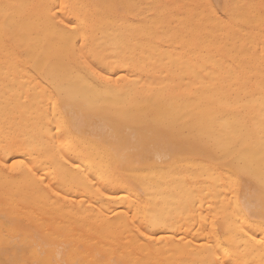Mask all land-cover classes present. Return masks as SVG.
<instances>
[{"label": "bare ground", "instance_id": "obj_1", "mask_svg": "<svg viewBox=\"0 0 264 264\" xmlns=\"http://www.w3.org/2000/svg\"><path fill=\"white\" fill-rule=\"evenodd\" d=\"M4 1L5 0H3V2ZM9 1L10 0L5 1L4 3L7 2L8 5ZM19 1L16 2L17 4L15 3L11 5V10L10 12L8 11L9 13L6 12V14H9H7V16H10V20L8 17V19H5L9 22L6 23L5 21L3 22L4 24L0 25V41L1 38L8 39V43L0 44V157H3L5 155V150L7 148L12 146L19 147L20 151L14 153L15 158H25L26 162L31 161V164L36 165V167L40 169V174L47 176L48 179L45 181V183L48 184V187L39 184V182L36 181L34 177H31V174L27 172V169H24L23 173L6 172L0 169V197L2 199V203H4L3 205L7 207L6 210L10 211L9 213H7L6 210H1V212L4 214L3 216L5 222L0 221V226H5V224L10 225L14 228L15 231H20L22 235V237L18 241L13 242L11 240L2 241L5 237H0V242L5 244L6 248L10 250L14 255L20 256L24 255L25 253H29L28 255H31L32 259L41 258L45 261L54 260V253L56 252L55 248L44 251V253L41 252L44 255L38 252L37 257L33 256L31 248L27 243H25V241H32L31 239H33L34 235L28 232L27 228H34L41 232V237L54 233L63 234L65 236L63 244L67 246L65 260H78L80 264H209V262L215 260L216 255H220L221 259H224L225 257L223 253L228 249L231 250L229 253L230 258L239 259L241 261V264H264V248H261L260 245L256 244L255 240L248 241V237H243L242 240L232 243L224 235V233L231 227L233 231H236L237 235L243 236V233L238 231V228L240 226H243L245 230H247L248 228H252L256 233L257 238H259L261 235H264V233H262L260 229V225L264 223V221L261 220V205L262 203H264V200H262L261 197L259 184L256 181L245 182L251 184L257 190V199L259 202L255 208L245 206L242 202H240L239 199L236 198L235 192L231 190L232 188H236L245 183L237 184L235 180L230 178L229 173L235 172L236 165H233L231 159H229L228 157L222 158V153L224 152H228L229 157H231L237 150H240V145L237 144L235 140L232 144H228V142V145L220 146H212L214 144L210 146L209 143L211 142H208L209 146L194 145L192 144L189 136L192 135L193 132L188 136H185L186 133L184 134V130L186 128V124L188 122V117L190 116V114H201L202 116L205 112H207V109L210 110L211 107L210 105L209 107L205 103L210 100L212 101V99L215 101L217 100V98L220 99V103H213H217L216 106L218 108L216 106L214 107L211 101L208 102L212 104V107H214L216 110L215 111L214 108L211 107L213 109L212 112H214L212 114H214V116H218L217 111L218 113H221L222 111L226 112V109L231 107L230 114L232 115L229 116L231 121H233V118L231 119V116L234 117V122L232 123L230 120H228L229 117L224 116L225 119H227L223 120L224 117L220 118L218 116L221 119L220 122L222 120L223 121L220 123L219 120L217 121V117L215 122L211 121L209 124L207 123L208 126H210L211 123L215 124L217 122L218 124H222H219L220 127L224 126V131H222V133H225V128H232V132L242 130L246 134L247 138L252 134L249 128L251 129L253 127L254 122H252V127H249V119L251 117H254L253 115L256 109L257 112H263L264 109H262L261 104H256L258 102L264 104V91H258V89L261 90L260 86L264 87V84H262V82L264 81V77L260 75V73H262L263 71L258 70L260 68L261 70H264V62L260 61L263 64V66H260V63L258 61L257 63H259V68L257 69H255L256 67L253 68V66L258 65L256 64V62H254L255 65H252L253 60H251V65L249 63L252 71L254 70L255 74L258 72L257 75L254 74L253 76H256V78L258 76H262V79L260 78L261 80L259 79L260 81L258 82L260 83V85H258V83L255 84L258 79H256L255 82V79H253L252 82V78L254 77H252L251 75L254 72L248 71L250 68L247 69L246 66H244L246 68L242 66L244 70H240L239 65H243L240 62L245 60L244 58L246 57V53L249 49H246L245 46L248 45L249 47L250 45V49H252L253 47L255 50V48L257 47L256 43H258L257 45L259 46V43L262 40L261 38L264 32L262 35L261 33L264 30L261 31L260 29L256 28L260 27L257 26V23L260 21L254 23L256 29L255 32H257V30H260L261 32V38H259L261 39L260 42L258 40V37L260 36H258L257 38L252 37L253 39L251 38V36L254 34H256L257 36V33L259 32L255 33L251 30L250 32L252 35L249 37L248 33L247 36L244 34L246 36H243L245 37V39H242L239 36L241 40L237 38L238 40H235V42H242V40L247 41V44L245 43L246 45L244 44V42L242 43V45H239V48L241 49L243 47L242 50L245 48V51L240 50L241 52L239 51V54L236 56L235 53H238V47H236V49L232 44L234 49H236V52H234L233 49V53H231V55L233 54L232 56H234L235 54L237 58L240 53H244L242 54L243 56L240 55L241 58L239 57V59L242 60L239 61L238 65H236V60L233 57L235 61L232 60V62H235L234 64L238 67V69H233L232 72L231 67H228V65L227 67L225 66V69H229V71H231L232 73L227 72V70H223L222 72H225L224 74L231 73L232 76H227L226 74V77H223L222 74H219L220 72L218 73L216 69L219 68L220 70L223 66H221V68L220 66H216L219 65L218 63L220 62H216L215 58H217V56L213 58L217 54L216 51L218 50V48L217 50H214L216 49V46L218 47V45L215 46V38L218 37H216L215 35L214 38L213 36L215 42H213L214 40L212 42L214 43V45L212 44L213 47H209L207 44L208 42H210L208 40L209 38L207 39V37L205 36V39L203 36L206 43H200L203 45L206 44L208 46V49L213 48L212 51H215V53H212L211 55V53H209L210 50H207V52H205L204 54L200 52V54H198V56L201 55L199 63L198 56L194 54V51L193 54L197 57L198 60L193 61L196 63L198 62L199 66L201 67L197 66L198 63L196 64V66L193 65L195 63H193L192 60V62L190 61V57H188L189 50L187 51V34L189 33L191 35L192 32L193 35L194 33L193 31H188V28L190 27H188V0H169L168 8L166 9L164 18H159V16V19L157 20L159 28L157 31L159 32V34L162 33L161 35L163 37L161 38V35H158L160 36V39H162V42L165 38L164 41L166 43V47H164L165 49L161 47V56H159L158 54L157 58H154V55L156 56V53H151L153 55V58L151 57L152 55L149 54L150 52H152L151 49H154L153 51L156 50V52H159L157 51V49L159 50L160 47L157 48L152 44L151 47H149V43L147 47H149L148 50L150 51L147 50V55H145L147 56V60H144L147 61V64L145 66L147 68H145L143 66L145 63H143V61L141 62V60H143L141 56H143V58L145 59V53L141 54V51H138L139 54H137V52L135 53L138 56L141 54L140 63H143V65L139 64V60L136 59L138 61L137 66H143L146 73L149 69H151V65H153L151 71H149L153 73L154 71H156V69H158L157 67H159L157 72L159 74L161 72V67L164 68L165 64V66H167L168 68L165 67L166 69H164L163 73L161 72L162 74H159V77L161 78L159 79L158 77H155L156 75L154 73L156 72H154L153 74L151 73L152 78H148L152 81V79L155 77V81L150 82L149 80V82H146L148 81V79L146 80L145 78L146 75L150 74L149 72V74H146L145 78H143L144 80H146L145 82L135 81L140 78H138V76L144 75L143 73L145 72L142 70L143 73L141 72V75H139L140 73L138 74L134 71L138 76L136 75L137 78L135 77V80L133 82L132 80L134 79L135 75H131L133 76V78H130L132 79L130 80L131 82L121 81L124 77V74L125 76L127 74L129 76V72L126 71L127 69L130 70L129 66L131 64H129V66L127 65V69L126 71H124V73H121L124 69V63H122L123 59H120L122 56L119 57V54L122 51H118L117 49L116 51H118V53L113 52L115 50L112 48V45L116 42L114 40H116L115 35L117 32V30L116 32H114L115 29L113 28L112 30L115 33V35L113 34L114 36H112L111 33V37L109 35L110 38H108V35L105 34L107 40L109 39V43L110 39L114 38V43L111 42L112 44H109L112 48V52H110V50H95L92 49L93 47L89 48V51H86V53L91 58L90 63H93L97 67L98 71L99 69H104L103 74L111 77V81L109 82L108 80L102 79L100 76L84 68L82 64L77 62V57H72L76 59V62L74 63H72L71 61L64 62L63 59L57 60L52 58V56L56 54L62 55L66 52L64 39L62 38L58 30L52 28L51 14L48 10L49 5L61 0H39L38 2L35 1V3H29L25 0H22L23 2L21 0ZM148 1L150 2L151 0ZM153 1L155 2V0H152V2ZM197 1H199L198 4L200 5L201 0ZM250 1L254 2V0ZM12 2L13 0L10 1V3ZM61 2L70 6L68 11L64 13V17L66 19H74L77 16L81 17V19H84L87 17L89 18V15L93 14L92 12L94 7L92 5L79 6V3L77 4L76 0H74V2L72 0H62ZM142 2H145V0H142ZM202 2L205 3V0ZM229 2H231V4L233 3L232 0H230ZM236 2L238 3V1ZM147 3H143L145 4L144 7L147 5ZM247 3L249 2H246V4ZM260 3H262V1H260ZM127 4H129V2ZM163 4L164 3H162V5ZM191 4L193 6V3ZM195 4L197 5L195 6V8L197 7L195 9L196 11L197 9H202V7H199L197 3H194V5ZM262 4H264V1ZM247 5H245V9ZM255 5L256 4L251 5L250 3V8L249 6L247 7L249 8V10H251V7L255 9ZM148 6L146 7L148 8ZM200 6H202V4ZM0 7V14L2 12H5V7L10 8L9 5L5 6L4 8H2L3 6ZM136 7L134 6L133 9ZM163 7H161V9ZM207 7H209V5ZM260 7H262L260 9L263 10V6H261V4ZM141 8H143V5ZM147 8H145L144 11H146ZM210 8L212 9L211 6ZM147 10L149 11V9ZM203 10L204 9H202V11ZM188 11L194 10H191L190 8L188 9ZM197 12L194 11V14L191 13V15L193 14L192 17L196 16L193 17L194 19L190 16L192 18V21H195V18H197L201 14L198 13L197 16ZM154 13L155 11L153 12V14ZM246 13H249L250 15L254 14L250 11ZM206 14L203 16L200 15V17H208L209 15L207 14L206 16ZM142 15L143 14L139 16ZM156 15L158 14H155V16ZM215 16L218 17V14H215ZM255 16H257V13ZM1 17L2 16H0V18ZM4 17H6V15H3V18ZM238 17L234 18L233 16L235 20L237 19L241 21V16L238 15ZM251 17L250 19L254 22V17L253 19ZM3 18H1V20ZM155 18L157 19V17ZM261 18L263 19V22V16L260 17V20ZM235 20H232V23ZM125 21L128 22L127 20ZM199 21H197L196 19V23L198 25L201 23H198ZM143 22L144 20L141 22V26ZM150 23L146 24L150 25ZM153 23H155V21ZM220 23L221 25L219 23L218 24L222 27V24L224 22ZM192 24L195 25L194 22ZM247 24H250L252 26L253 23L251 24L250 22H247ZM258 24L261 25V23ZM128 25L129 24H127V26ZM153 25L155 24H152L150 26ZM201 25H203V23H201ZM236 25L235 27H237ZM217 26L213 27L216 28ZM133 27L136 28L134 25ZM229 27H227V30ZM200 28L202 29L201 26ZM89 29L95 30V27H90ZM137 29H141V27ZM211 29L212 28H210V30H207V35H209L208 33H210V31L211 33L213 32L214 29ZM224 29L221 30L224 31ZM240 29L242 30L243 27ZM249 29L250 27L248 28V30ZM134 30L132 32H134ZM219 30L220 29L217 28V31ZM237 30L242 34L241 30ZM102 31L99 32L98 35L100 33L102 34ZM109 31L106 33L111 32ZM118 31L122 32L124 30L121 29ZM137 31L141 30H136V32ZM195 31V35L197 34V36L200 37L201 40H203L200 35L204 32V30H198L202 31L201 33H199L197 30ZM217 31H215L216 34L218 33ZM238 31L235 30L233 31V33L230 31V33L234 35V32L236 33ZM91 32H93V30ZM198 33L200 35H198ZM101 34L99 37L102 36ZM141 34L143 35L142 37L145 36V32H141L140 35ZM204 34L205 32L203 33V35ZM214 34L215 33L213 32V35ZM118 35H121V33ZM232 35L229 36L231 37ZM92 36L93 34L91 35V37ZM151 36L148 37L151 38ZM230 37H228V42V38L224 36V39H226L227 43L231 42ZM117 38L119 39L120 37ZM154 38L156 37L154 36ZM254 38L257 39V42H255L256 40ZM118 39L116 42L118 47L115 45L117 48L120 49L121 46L127 45H119L121 41L119 42ZM211 39L212 37L210 38V40ZM224 39L222 40L224 41ZM143 40V42H147L145 38ZM151 40L153 41L154 39L151 38ZM193 40L195 42L197 39L193 38ZM222 40L219 41L221 42ZM101 42H98V44ZM122 42L126 41L123 40ZM136 42L137 40L134 41L133 37V44H135ZM140 42L139 44H135L136 47L134 48H138L137 45L141 47ZM252 42H255L254 46L252 45ZM107 43H105L106 47L108 46ZM130 43H132V41ZM197 43L196 45H198ZM201 44L198 45L199 49L203 46H201ZM224 45H226L225 42L222 46L220 44L219 47L227 50L228 48H226V46ZM236 45L238 46L237 43H235V46ZM223 46L225 48H223ZM227 46L229 47L230 44ZM260 46L257 48H260L259 50L261 51L262 47ZM142 47H144V45ZM147 47L145 46V48ZM126 48L128 49L129 47L125 46L124 49ZM131 48L132 47L130 46V49ZM134 48L133 51L135 50ZM203 48L200 51H203ZM205 48L207 49V47ZM126 50H124V53ZM259 50L255 51L257 52ZM262 50L264 52V49ZM129 51L130 50H127L126 52ZM131 51L130 53L133 54V51ZM144 51L146 50L144 49ZM230 51L231 50L226 52L229 53ZM77 53H79V51H77ZM250 53L248 54H253L252 56L255 55L256 57L258 56V54L256 53V55L253 50ZM148 54L150 55L149 59ZM259 54L261 53L259 52ZM263 54L259 55L257 58L254 56V61L256 59H262L263 61ZM125 55L123 54V56ZM204 55L205 57H203ZM206 55H210V57L213 56L211 57L213 61L209 57L208 60L206 59V62L204 63L201 58H206ZM14 56L17 58L15 59ZM79 56L80 54L78 55V57ZM229 56L230 54L225 57L228 58ZM194 57L192 59H195ZM248 58H250V56H247V59ZM64 59L66 60L65 56ZM247 59L245 60L246 62L244 61L245 63L250 61L249 59V61H247ZM129 60L133 59H128V61ZM152 60H154L156 64H161L162 66L157 65L156 69L153 70L156 64ZM219 60L221 59L219 58L218 61ZM207 61L211 63L209 64ZM214 61L216 63H214L216 70H213V68L212 71H216L217 74L216 72L213 73L208 70H211L210 67H213ZM187 62L190 65L188 64L189 66L186 70ZM129 63H131V61ZM134 64L135 63H133V65ZM207 64L210 67L207 69V71H205ZM234 64L232 67H234ZM246 65L248 66V64ZM195 68L196 71L194 70ZM138 69L139 68L137 67V70ZM246 69L247 71H245ZM183 70L186 71L183 72ZM202 71H205V74ZM164 72H167V75H163ZM208 72H211V75H207ZM131 73L134 74L133 71ZM250 73L252 74L250 75ZM187 74H189L190 76ZM121 75H123L122 78L120 77ZM195 76H197L198 78L195 79ZM183 77H185L186 80H184ZM207 77L210 78V80H214V82L218 79L219 80L213 84V81L209 83L210 81L207 80ZM214 77L218 78L215 80ZM124 78L128 79V77ZM191 78L193 81L190 80ZM204 78L207 80L205 81V83ZM194 79L197 80L196 84L194 82ZM188 82H190L191 84H189ZM192 83L195 84L193 86L194 89H192V86H190L192 85ZM69 89L74 90L79 95V101L71 105H68L62 99L64 92ZM263 89L264 88H262V90ZM207 98H210V100L207 101ZM217 101L219 102V100ZM194 102L199 105V110H205V112L201 113V111H198L200 113H197V110L192 111V108H198L195 107L194 104V107H192V103ZM227 104H230L231 106L229 105L228 107ZM53 105H55V107H53ZM257 106H259V108L261 107L260 110H258ZM206 107L209 108L206 109ZM75 110H81L85 112L87 114L86 117L88 118V121H90L91 123L94 124L96 122H99L102 126L109 127L112 132L119 134L121 136L119 142L114 143L108 140V135L106 134H98L97 136H94L88 133L74 118V113L76 112ZM191 112L196 113L193 114ZM209 112H207L209 115L205 113L207 117L211 115V111ZM227 112H229V110ZM205 114L204 116L206 117ZM261 115H263V113H261ZM261 115L259 113L258 117ZM201 116L200 118L203 120V116ZM212 117L208 119L212 120ZM257 120L260 121V123L262 120L264 122V118L261 120L258 118ZM227 121L229 122L228 124L231 127L227 126ZM232 124H234V127L232 126ZM248 124L249 126H247ZM208 126L206 125L204 128L206 129V127ZM260 126L254 127H257L258 129L263 125L261 127ZM254 127L253 131H256ZM57 128H60L61 132H58ZM162 128L168 130V135L164 143L157 145L153 136L154 133ZM215 129L217 128L215 127ZM262 130H264V128ZM227 131L226 133L230 134L229 129ZM218 134L219 132L217 133V135ZM219 135L218 137H221ZM231 135L229 137L231 139L232 137L233 139H235L234 135H232V137ZM224 136L222 137L224 138ZM222 137L221 139L223 140ZM195 139H198L197 136ZM212 141L214 143L213 139ZM223 141H225V139ZM141 143L148 144L150 145V147H144L141 151H130V149L139 146ZM250 143L251 141L249 142L247 139V148L242 159L247 164L249 171L254 176L258 177L261 174L262 166H264V149H262V145L254 147ZM163 152L168 156V158H165L166 160L161 159V155L163 154ZM61 155H64L65 158L71 156L73 159L77 160V162L81 164V168L83 170L82 173L77 172V170L72 169L68 166L61 167V165L63 164V161L60 160ZM159 161L163 163V166L160 168L158 166ZM85 177H94L96 181V187H100L102 191L107 189V191H105V194L101 196L96 191V187H93L91 184H89L88 180L85 179ZM53 185H55V187H53ZM230 190L233 191L234 194H232L233 192L231 193ZM229 192L232 195L228 194ZM56 193L59 194L57 195ZM228 196H232L233 204L231 203L232 201L230 202L228 200L230 198ZM52 199H54L55 202L52 201ZM60 199L64 200L66 204L59 205V201L57 200ZM76 199H79V202L81 204L85 203V205H83L82 207L73 205L72 203L75 202ZM27 200H32L34 202L30 201V203ZM50 200L52 202H50ZM56 201L58 203H56ZM25 204L27 205L24 206ZM28 204H31V206H33L32 204H34V207L30 208V205ZM228 204L231 205L230 207H227V209L229 208V210H227L228 220L237 221L236 224L230 225L229 223H227L225 220V213L218 211L219 209L228 206ZM17 205H19L20 207L24 206L23 208H29L26 210H23L22 208L21 210ZM14 206L16 208L18 207L20 210H16ZM154 220L158 221L161 225H166V227H153L152 222ZM145 227L148 228V233H146L145 236H141L136 229L140 228L141 230H143V228ZM25 231L27 233H25ZM148 234H153L158 239H147ZM161 237L163 238L162 240L159 239ZM44 239H46V237ZM54 240L56 241V239ZM245 241H248V243L245 244ZM209 244H211L214 248L219 246V251L216 253L208 252L206 246Z\"/></svg>", "mask_w": 264, "mask_h": 264}, {"label": "rangeland", "instance_id": "obj_2", "mask_svg": "<svg viewBox=\"0 0 264 264\" xmlns=\"http://www.w3.org/2000/svg\"><path fill=\"white\" fill-rule=\"evenodd\" d=\"M5 1H8V0H5ZM5 1H4V2H5ZM10 1H12V0H10ZM10 1L8 2V3H9L8 5L10 6V8H9V7L6 8L5 6H8V5H7V2L4 3L3 0H2V1L0 0V4H1L0 6H3L2 8H4V7L6 8V9L4 8V11H5V12H2V13H3V14L1 13L2 15L0 14V16H2L1 18H3V15H4V16L6 15V17H4L2 20H1V18H0V25H1V24H4L3 22H5L6 19H8V18H9V20H10V16L8 17L7 14H8V13L10 12V10H11V5L15 4V3H16L17 1H19V0H17V1H16V0L14 1V0H13L14 3H13V2L10 3ZM21 1H22V0H21ZM25 1H26V2L28 1L29 3H35V1L38 2L39 0H32V1H30V0H25ZM56 1H58V0H56ZM61 1H62V0H61ZM61 1H58V2H56V3L59 4V3H61ZM70 1H71V0H70ZM72 1L74 2V0H72ZM131 1H132V2H131ZM134 1H135V3H134ZM143 1H144V0H143ZM160 1H161L162 3H164L165 5H164V4L162 5V3H161ZM163 1H164V2H163ZM163 1H162V0H155V2H154V1L152 2V0H151V1L149 2L148 0H145V2H142V0H137V1H136V0H76V3H77V4L79 3V4H78L79 6L92 5V6L94 7V8H93V12H92L93 14L89 15V16H90L89 18H91V16H92V17H95V15H96L94 24L90 25V26L87 28V43H88V44H87V48L85 49V52H86V51H89V50H90L89 48H92V47H93L92 49H95V50H98V49H100L99 51H103V50H104V51H108V50H110V52H112V48H113V49L115 50V51H113V52H116V53H118V51L121 50L122 52H121L120 54L123 53L124 55H125V54L127 55V56L125 55V56H126V57H125V56H123V54H122V55L119 54V57L122 56L120 59H121V60L123 59V60H122L123 62H122V61H121V62L124 63L123 66H124V69H125V70L123 69L121 73H124V71H126V69H127V65H128V66H129V64L132 65V66H131V65L129 66V67H130V70L127 69V71H126V72H129V76H130V77H129L128 74L126 73L127 75L125 76V74H124V77H128V79L123 77V79H122L121 81L129 82L130 80H132V79H130V78H131V77L133 78V76H131V75H135V76H134V79L132 80V82H133V81L135 80L136 75H137L136 73H138V74L140 73L139 75H141L142 70L144 71L145 68H147V67H145L146 64H147V61H144V60H147V59H146L147 56H145V55H147L146 52H147V50L149 49V47H151V44H152V45H155L157 48L160 47L159 50L156 48L157 51H159V52H156V50L153 51L154 49H151V48H150V49L152 50V52H150L149 54H151V53H152V54H153V53H156V56L154 55V58H155V57L157 58V55H158V54H159V56H161L160 54H161V52H162V48L166 47V43H165V41H164L165 38L163 39V42H162V39H160V36H159V35H161L162 33L159 34V32L157 31V30L159 29V28H158V23H157L158 21H157V20H158L159 18H164V15H165V13H166V9L168 8V1H169V0H163ZM193 1H194V2H193ZM202 1H204V0H201V1H200V5L202 4V6H200V5L198 4L199 1H197V0H190V1L188 0V2H187V3H188V5H187V6H188V9L191 8V10L193 9L195 12L198 11V12H197V16H198V13H201L200 15H202V16L205 15L206 13L209 15L208 17H200V15H199L198 17H199L200 21H199L198 17L195 18V21H192V18H193V17H196V16H193V17H192V15L194 14V13H193L194 11H188V9H187V12H188V22L190 23V25H189V23H188V27H189V26L191 27V28H190V27L188 28V31H190V32L193 31V32H194V33H193L194 36L192 35V32H191V35H190L189 33L187 34V43H188L187 46L189 47V49H188V47H187V51L189 50V51H188V53H189V56H188V57H190V58H189L190 61H191V60L193 61V60H198V59H199L198 62L200 63V57H201V55L198 56V54H200V52H201L202 54H204L205 52H207V50H210L211 52L209 51V53H211V55H212V53H215V51H212L213 48H209V49H208V46H209V47H210V46L213 47V45H214L213 42H215V40L213 39V36H214V38H215V35H216V37H218V38H215V39H216L215 46L218 45V47H217V46H216V47L214 46V47L216 48V49H214V50H217V48H218V50L216 51L217 54H216L214 57H213V56H211V57L215 58V57L217 56V58H215V60H216V62H220V63H218L219 65H216V66H220V68H221V66H223L222 68H224V69L221 68V69L219 70V68H216V67L214 66V63H215V61H214V62H213V67H212V66L210 67V66L207 64L208 67L206 66V68H205L206 70L204 69L205 71H207V69L210 67L211 70L208 69L209 71L213 72V71H212L213 68H214L213 70H216V69H217V72H218V73L220 72L219 74H222L223 77H226V76H225L226 74H227V76H232L231 73L233 72V69H238V67H237L236 65H238L239 61L242 60V59H239V57L241 58L240 55H242V54H244V53H242V54L240 53V55L237 57L238 59L236 58V56L239 54V51H240V50H241V51H243V50L245 51V48H246V49L249 48V49H248V52H247V53L245 52V53H246V57H245L244 59L246 60V59H247V56H248V57L250 56V58H248L250 61H249L248 59H247V61H249V62H247V63H245V62H246L245 60H244L245 62H244V61H241L240 63H242L243 65L240 64V65H239V66H240L239 69H240V70H242V69L244 70V68H246V67H247V69H249V68L251 69V66H250L251 63H252L251 60H253V64H252V65H255L254 62H256V64H258V65H256V66H253V68H255V67H256L255 69L259 68V63H260V66H263L264 63L262 64L261 62H264V60L262 61V59H260V60H259V59H258V60L256 59V60L254 61V56H255V55H254V56H252L253 54L250 55V54H251L250 52H252V50H253V51L255 52V54H256V53L258 54V56L264 53L263 50H262V49H264V48H263V47H264V44H263V43H264V41H263V40H264V34H263L264 31H262V30H264V21L262 22V20H263L262 18H261V20H260V17L263 16V18H264V11H263V10H264V4H262L264 0H257V2H256V0H254V2L252 1L253 3H252L250 0H249V1L246 0V2H249V3H247L248 5L246 4L245 0H232V2L234 3V5L237 6V7H235L236 9H234L235 12L233 11L234 14H232V18H231L230 21H228V20H224V15L221 14V13H217V12L215 11V8H216L217 5H221L222 3H225V2L231 3V2H229L230 0H229V1H228V0H227V1H226V0H205V3H203ZM206 1H207V2H206ZM222 1H223V2H222ZM236 1H238V3H237ZM241 1H243L244 3L241 2ZM260 1H262V3H260ZM19 2H20V1H19ZM22 2H23V1H22ZM128 2H129V4H127ZM147 2H148V3H147ZM151 2H152V3H151ZM235 2H236V3H235ZM240 2H241V3H240ZM258 2H259V4H258ZM3 3H4V4H3ZM133 3H134V5H133ZM143 3H145V4L147 3L146 6L149 5L148 8H147L146 6L144 7L145 4H143ZM149 3L151 4V6H150ZM189 3H190V4H189ZM191 3H193V6H192ZM194 3H197V4L199 5V7H202V9H204L205 11H204V10L202 11L201 8H200V9H197V11H196L195 9H196L197 7L195 8V6H197V5H196V4L194 5ZM233 3H232V4H233ZM239 3H240V4H239ZM250 3H251V5L256 4L254 7H255V9H256V8H257V9L255 10V9H253V7H251L252 9L249 10V8H250ZM16 4H17V3H16ZM130 4H131L132 6H131ZM207 4L209 5V7H207V6H208ZM244 4L247 5V6H249V8L246 6V9H245V8H244V7H245ZM260 4H261V6H263V10L260 9V8H262V7H260ZM127 5H129V6H127ZM142 5H143V8H141ZM121 6H122V7H121ZM134 6H135V7H136V6H137V7L139 6V7H138V8L136 7V8L133 9ZM163 6H165V7H163ZM210 6L212 7V9L210 8ZM130 7H132V8H130ZM157 7H158V8H157ZM161 7H163V8L161 9ZM199 7H198V8H199ZM0 8H1V7H0ZM95 8H96V9H95ZM129 8H130V9H129ZM145 8L149 9V11H148L147 9H146V11H144ZM155 8H156L157 10H156ZM208 8H210V9H208ZM7 9H8V10H7ZM136 9H137V10H136ZM153 9H154V11H155L154 14H153V12H154ZM206 9H207V10H206ZM94 10H95L96 12H95ZM130 10H131V11H130ZM134 10H135V11H134ZM140 10H141V11H140ZM162 10H163V11H162ZM209 10H210L211 13H213V11H214V13L211 14V13L209 12ZM211 10H213V11H211ZM236 10H237V11H236ZM253 10H254V11H253ZM257 10H258V11H257ZM1 11H2V9H1ZM8 11H9V12H8ZM127 11H128V12H127ZM132 11H133V12H132ZM143 11H144V13H143ZM147 11H148V12H147ZM157 11H158V12H157ZM200 11H201V12H200ZM249 11L252 12V13H254V14L250 15L249 13H246V12H249ZM6 12H8V13L6 14ZM94 12H95V13H94ZM131 12H132L133 14H132ZM141 12H142V13H141ZM160 12H161V13H160ZM204 12H206V13H204ZM208 12H209L210 14H209ZM236 12H237V13H236ZM238 12H239V13H238ZM240 12H241V15H240ZM260 12H261L263 15H262ZM126 13H127V14H126ZM138 13H140V14H138ZM145 13H146V14H145ZM159 13H160V15H159ZM191 13H193V14L191 15ZM256 13H257V16H255ZM123 14H124V15H123ZM141 14H143V15H142V16H139V15H141ZM152 14H153V16H152ZM155 14H158V15L155 16ZM195 14H196V13H195ZM207 14H206V16H207ZM215 14H216V15L218 14V17L215 16ZM8 15H9V14H8ZM133 15H134V16H133ZM211 15H212V18H213L214 20L211 18ZM238 15L241 16V17L243 16L242 18L240 17V20H241V21H239V20H237V19H236V20L234 19V18L238 17ZM253 15H254V16H253ZM107 16H108V17H107ZM138 16H139V17H138ZM151 16H152V17H151ZM159 16H160V17H159ZM161 16H162V17H161ZM190 16H191L192 18H191ZM214 16H215V17H214ZM233 16H234V18H233ZM251 16L254 17V22L250 19ZM259 16H260V17H259ZM7 17H8V18H7ZM106 17H107L108 19H107ZM144 17H145V19H144ZM146 17H147V20H149L151 23H150L149 21L146 20ZM155 17H157V19H156ZM158 17H159V18H158ZM253 17H251V18L253 19ZM256 17H257L258 19H257ZM5 18H6V19H5ZM87 18H88V17H87ZM103 18H104V19H103ZM138 18H139V19H138ZM189 18H190V19H189ZM204 18H205V20H207L208 22L205 21ZM209 18H211V19H209ZM222 18H223V19H222ZM238 18H239V17H238ZM243 18L246 20V22H245V20H244ZM255 18H256V19H255ZM4 19H5V20H4ZM106 19H107V20H106ZM129 19H130V20H129ZM151 19H153V20H151ZM193 19H194V18H193ZM196 19H197V21H199L198 23L201 22V23H203V25L205 24L204 26L201 25V23L199 24V25L202 27V29H201L200 26L196 23ZM216 19H218V20H216ZM109 20H110V21H109ZM115 20H116V21H115ZM117 20H118V21H117ZM125 20H127L128 22H126ZM138 20H139V21H138ZM140 20H141V21H140ZM143 20H144V22H143V24H142V26H141L140 24H141V22H142ZM145 20H146V23H150V25H152V24H155V25L150 26V25H148V24L145 23ZM201 20H202V21H201ZM211 20H212V22H211ZM232 20H235V21L233 22L234 24L232 23ZM100 21H101V22H100ZM102 21H103V22H102ZM107 21H109L110 23L107 22ZM135 21H136V22H135ZM154 21H155V23H153ZM214 21H215V23H214ZM218 21H219V22H218ZM237 21H238L239 23H238ZM251 21H252V22H251ZM258 21H260V22H258ZM1 22H2V23H1ZM8 22H9V21H6V23H8ZM98 22H99V23H98ZM118 22H119V23H118ZM133 22H135V23H133ZM193 22L195 23V25L192 24ZM216 22H217V24H216ZM220 22H222V23L224 22V23L222 24V27H223V28L220 26V25H221ZM226 22H227V24H226ZM230 22H231V23H230ZM235 22H236L237 25L235 24ZM247 22H250L251 24L253 23L252 26H251L250 24H247ZM257 22H258V23H261V25H259ZM6 23H5V24H6ZM101 23H102V25H101ZM124 23H125V24H124ZM126 23L129 24V25L127 26ZM130 23H133V24H130ZM137 23H138V24H137ZM209 23H210L211 26L209 25ZM218 23H219L220 25H219ZM228 23H229V26H230V27L228 26ZM245 23H246V24H245ZM254 23H257V26H260V27H261V28H260V27H256V28L260 29V30L262 31V33L260 32V30H257V32H259V33L255 32L256 29H255V24H254ZM95 24H96V25H95ZM113 24H114L115 26H114ZM122 24H124V25H122ZM135 24H136V25H135ZM207 24H208V25H207ZM215 24H216V25H215ZM243 24H245V25H243ZM262 24H263V25H262ZM100 25H101L102 27H101ZM131 25H132V26H131ZM133 25H134L136 28H134ZM138 25H140V26H138ZM217 25H218V26H217ZM233 25H234V26H233ZM235 25H236L237 27H235ZM108 26H109V27H108ZM110 26H112V27H110ZM125 26H126L127 28H126ZM207 26H208V29H207ZM209 26H210V27H209ZM213 26H217V27L214 28ZM232 26L235 27V28H233ZM238 26H239V28H238ZM241 26L243 27L242 30L240 29V28H242ZM90 27H91V28H94V27H95V30H94V29H89ZM118 27H120V28H118ZM121 27H122V28H121ZM132 27H133L134 29H136V30H141V31H137V32H136V30H134ZM140 27H141V29H137V28H140ZM193 27H195V28H193ZM197 27H198V28H197ZM227 27H229V28H228L229 31L227 30ZM245 27H246V29H245ZM249 27H250V29L248 30ZM251 27H252V29H251ZM262 27H263V28H262ZM113 28L115 29L114 32H116V30H117L116 35H115V33L113 32V30H112ZM117 28H118V29H117ZM129 28H130V29H129ZM149 28H150V29H149ZM151 28H152L154 31H153ZM204 28H205V29H204ZM210 28H212L211 30L214 29V30H213V32L215 33L214 35H213V32L211 33V31H210V33H208L209 35H207V30H210ZM217 28L220 29V30L217 31ZM224 28H225V29H224ZM231 28H232V29H231ZM236 28L239 29V30H241L242 34H241L240 31H238ZM253 28H254L255 30H254ZM100 29H101V30H100ZM102 29H103V31H102ZM121 29L124 30V31H122V32L118 31V30H121ZM126 29H127V30H126ZM191 29H192V30H191ZM194 29L197 30V31H198V30H202V31L204 30V32H205L204 35H203L204 32L200 35L199 33H201L202 31H198V32H199L198 35H200V36L202 37L203 40H201L200 37L197 36V34L195 35L196 31H195ZM206 29H207V30H206ZM215 29H216V30H215ZM221 29H224L225 32H224L223 30H221ZM92 30H93V32H91ZM104 30H106V31H104ZM109 30H110L111 32H110ZM129 30H130V32H129ZM133 30H134V32H135V34H136L137 37L135 36L134 32H132ZM142 30H145V31H142ZM151 30H152V31H151ZM235 30L238 31V32H236V33L234 32V35H235V36H234V35H232V34L230 33V31L233 33V31H235ZM243 30H244V32H245V30H246V32L244 33ZM251 30L254 31L255 33H257V36H256V34H254L253 32H252V33H253L254 35H252L251 32H250ZM101 31H102V34H101V33H100V34H101L103 37H102V36L99 37L100 34L98 35V33L101 32ZM108 31H109L110 33H106V32H108ZM215 31H217L218 33L216 34ZM221 31L223 32V34H222ZM227 31H228V33H227ZM248 31H249L250 33H249ZM89 32H90V34H89ZM119 32L121 33V35H118V34H120ZM123 32H124V33H123ZM128 32H129L130 34H129ZM141 32H145V36H146V37H145V36L142 37L143 35H142V34L140 35ZM149 32H150V33H149ZM220 32H221V33H220ZM91 33L93 34L92 37H91V35H92ZM94 33H95V34H94ZM111 33H112V36H114V35L116 36V37H115L116 40H114V41H116V42H117V39H118L117 37H120V38L118 39L119 42L121 41L120 43L118 42L119 45H120V44H121V45H122V44H123V45L127 44V45H125L126 47H127V46L129 47L128 49L126 48L127 50H130V51H131V49H132V51H133V48L136 47L135 44H139L140 41H142V42H140V44H141L140 46H141V47H139V45H137L139 49H138V48H134V49L137 50V51L134 50V51H133V54L130 53V51H129V52H126L127 50L124 49L125 46H121L122 49H121V47H120V49L117 48L118 46H117L116 42H115V44H113L114 47H113V45H112V48H111L110 45H111L112 43H114V41H113L114 38H113V39H110V43H109V39L107 40V38H106V35H108V38H110V37H111ZM126 33H127V36H126ZM152 33H153V34H152ZM238 33H239L240 35H239ZM247 33L249 34V35H248L249 37L252 35L251 38H252V37H256V38H257L258 36H260V37H258V40H259V42H260V40L262 39L261 42H260V43H261V46H260V43H259V46L262 47V49H261L262 52L259 50L260 48H257V47H259V46L257 45L258 43H256V46H257L256 48H257V49L255 48V50H259V51L256 52V51L254 50L253 47H252V49H250V48H251L250 45H249V47H248V45H246V44H247V43H246L247 41H245V40H244V41L242 40V42H241V41H239V42H238V41L235 42V40H238L237 38H239V40H241V38H242V39H243V38L245 39V37L247 36ZM260 33H261V35L263 34V35H262V38H261ZM103 34H104V35H103ZM105 34H106V35H105ZM113 34H114V35H113ZM124 34H125V35H124ZM128 34H129V35H128ZM147 34H148V35H147ZM156 34H157V35H156ZM158 34H159V35H158ZM210 34H211V35H210ZM236 34H237V35H236ZM244 34H245L246 36H245ZM258 34H259V35H258ZM97 35H98V36H97ZM109 35H110V37H109ZM117 35H118V36H117ZM139 35H140V36H139ZM151 35H152V36H151ZM217 35H218V36H217ZM221 35H222V36H221ZM227 35H228V36H227ZM229 35H232V36L230 37ZM241 35H242V36H241ZM89 36H90V37H89ZM104 36H105V37H104ZM148 36H151V38L154 39V40L152 41L151 38L148 37ZM154 36H155L156 38H154ZM203 36H204V38H205V36L207 37V39L209 38L208 40H209L210 42L207 43L208 46H207L206 44L203 45V44H204L203 42L206 43V41L204 40ZM224 36H226L227 38L230 37V38H231V40H230L231 42H230V43H227V41L229 42V38H228L227 41H226V39H224ZM239 36H240L241 38H240ZM243 36H245V37H243ZM122 37H123V38H122ZM133 37H134V41L137 40V42H136L135 44H133ZM141 37H142V38H141ZM162 37H163V36L161 35V38H162ZM211 37H212V39L210 40ZM219 37H220V39H219ZM232 37H233V38H232ZM235 37H236V38H235ZM7 38H8V37H7ZM88 38L90 39V41H89ZM144 38L147 40V42H143V41H144V40H143ZM149 38H150V39H149ZM188 38H189V39H188ZM193 38H194V39H197L198 41L196 40V41L194 42ZM198 38H199V39H198ZM256 38H254V39L256 40L255 42H257V39H256ZM259 38H261V39H259ZM98 39H99V41H98ZM120 39H121V40H120ZM125 39H126V40H125ZM131 39H132V40H131ZM139 39H140V41H139ZM158 39H159V40H158ZM205 39H206V38H205ZM222 39H224V41H223ZM233 39H234V40H233ZM247 39H248V38H247ZM249 39H250V38H249ZM252 39H253V38H252ZM104 40H105V42H104ZM106 40H107V41H106ZM111 40H112V41H111ZM123 40L126 41L127 43H126V42H122ZM128 40H130V41H128ZM146 40H145V41H146ZM188 40H189V42H188ZM199 40H200V41H199ZM213 40H214V41H213ZM219 40H222V41L220 42ZM2 41H3V42H2ZM97 41H98V42H101V41H102L103 43L101 42V43L98 44ZM131 41H132V43H130ZM149 41H150V42H149ZM191 41H192V42H191ZM212 41H213V42H212ZM232 41H233L234 43H233ZM252 41H253V40H252ZM0 42H1L0 44H6V43H8V39H6V38H1V41H0ZM93 42H94V44H95L96 47L94 46ZM107 42H108V43H107ZM111 42H112V43H111ZM151 42H152V43H151ZM156 42H157V43H156ZM193 42H194V43H193ZM197 42H198V43H197ZM200 42H202L203 44H201ZM224 42H225V44H226V45H224V46H226V48H228L227 50L222 49V47H219V45L221 44V46H222V45L224 44ZM240 42H241V43H240ZM243 42H244V44L246 43L245 45H246L247 47L244 45L245 48L242 50L243 47L240 49V48H239V47H240L239 45H242ZM255 42H252V45H253V46L255 45ZM105 43H107V45H108L107 47H106ZM146 43H147V44H146ZM149 43H150V45H148ZM154 43H155V44H154ZM161 43H162V44H161ZM196 43H197L198 45L201 44V46H202V45H203V46H202V47L200 46L201 48L199 49V47H198V45H196ZM235 43H237L238 46H237V45L235 46ZM248 43H249V42H248ZM250 43H251V40H250ZM91 44H92V45H91ZM96 44H97V45H96ZM109 44H110V45H109ZM142 44L144 45V47H142V46H143ZM212 44H213V45H212ZM229 44H230V46H232V44H233L235 48L238 47V50H237L238 53H235L236 56H235V54H234V56H232L233 54L231 55V53H233V49H234V47L232 46V47H233V48H232V47L229 46V47H230V48H229V47L227 46V45H229ZM262 44H263V46H262ZM115 45H116L117 47H116ZM129 45L132 47L131 49H130V46H129ZM132 45H134V46H132ZM147 45H148L149 47H147ZM89 46H90V47H89ZM101 46H102V47H101ZM103 46H104V48H103ZM145 46H146L147 48H145ZM195 46H196V47H195ZM224 46H223V48H225ZM78 47H79V46H77V49H78ZM161 47H162V48H161ZM190 47H191V48H190ZM193 47H195L196 49L193 48ZM197 47H198V48H197ZM203 47H204V48H203ZM205 47H207V49H206ZM101 48H102V49H101ZM142 48H143V50H142ZM152 48H153V47H152ZM202 48H203V51H204V50H206V51H204V52H203V51H200V50H202ZM219 48H221V49H219ZM117 49H118V51H116ZM140 49H141V50H140ZM144 49H145L146 51H144ZM160 49H161V50H160ZM164 49H165V48H164ZM193 49H194V50H193ZM198 49H199V50H198ZM236 49H237V48H236ZM236 49H234V52H236ZM124 50H126L125 53H124ZM192 50H193V51H192ZM220 50H221V51H220ZM223 50H224V51H223ZM229 50H231L229 53L226 52V51H229ZM250 50H251V51H250ZM132 51H131V52H132ZM138 51H139V52L141 51V54H144V53H145V54H144L145 59L143 58V56H141V54H140L139 56L135 54L136 52H137V54H139ZM142 51H143V53H142ZM148 51H150V50H148ZM194 51H195V52H194ZM198 51H199V53H198ZM241 51H240V52H241ZM249 51H250V52H249ZM163 52H164V50H163ZM193 52H194V54H195L196 56H198V59H197V57L193 54ZM223 52H224V53H223ZM259 52H260L261 54H259ZM190 53H191V54H190ZM209 53H207V54H209ZM220 53H221V54H220ZM225 53H226V55H225ZM248 53H250V54H248ZM61 54H62V52H61ZM79 54H80V53H76L74 56H69V55L66 54V52H65V53H63L62 55H60V54H56V55L52 56V58L57 59V60L63 59L64 62L71 61L72 63H74V62H76V59H77L76 57H78ZM130 54H131V55H130ZM149 54H148V55H149ZM152 54H151V55H152ZM218 54H219V55H218ZM229 54H230L231 57L229 56L230 58H229V57L226 58L225 56H227V55H229ZM257 54H256V55H257ZM59 55H60L61 57H60ZM63 55L66 57V60L64 59V56H63ZM193 55H194L195 57H194ZM222 55H223V56H222ZM130 56H131V57H130ZM134 56H135V57H134ZM140 56L142 57L143 60L140 59ZM192 56H193L195 59H192V58H193ZM206 56H207V57L204 58V59L201 58L202 61H203L204 63L206 62L205 60H206V59L208 60V58L210 57V55H209V56L206 55ZM218 56H219V58L221 59V60H219V61H218V59H219ZM242 56H243V55H242ZM244 56H245V55H244ZM251 56H252L253 58H252ZM258 56H257V57H258ZM262 56L264 57V54H263ZM14 57H15V56H14ZM58 57H59V58H58ZM72 57H75L76 59H74V58H72ZM127 57H128V58H127ZM129 57H130V58H129ZM137 57H138V58H137ZM151 57L153 58V55H152ZM191 57H192V58H191ZM203 57H205V55H204ZM211 57H210V58H211ZM233 57H234V59H235L236 61L233 59ZM255 57H256V56H255ZM257 57H256V58H257ZM16 58H17V57H15V59H16ZM71 58L74 59V60H72ZM126 58H127V59H126ZM134 58H135V60H136V59L139 60V64H142V65H143V63H145V64L143 65L145 68H144L143 66H141V65H138V66H137L138 61H137V60L135 61ZM149 58H150V55L148 56V59H149ZM251 58H252V59H251ZM128 59H133L134 61H133V60H129V61H128ZM189 59H188V60H189ZM211 59H212V58H211ZM223 59H225V60H223ZM126 60H127V62H126ZM140 60H141V62L143 61V63H140ZM150 60H151V59H150ZM222 60H223V61H222ZM232 60H234V61L236 62V65L234 64L235 62H232ZM237 60H238V62H237ZM61 61H62V60H61ZM63 61H62V62H63ZM124 61L126 62V64H125ZM130 61H131V63H129ZM152 61L154 62V60H152ZM190 61H188V62H190ZM192 61H191V62H192ZM210 61H211V60H210ZM212 61H213V59H212ZM258 61H259V63H257ZM260 61H261V62H260ZM188 62H187V64H186V70L188 69L187 67L190 65ZM198 62H197V63H198ZM207 62H208V61H207ZM223 62H225V63H227V64H225V63H223ZM230 62H231V63H230ZM133 63H135V64L133 65ZM149 63H150V62H149ZM154 63H155V62H154ZM154 63H152V64H154ZM193 63H195V64H193V65L196 66L197 63L194 62V61H193ZM199 63L197 64V66H198V67H201V66H199ZM201 63H202V62H201ZM208 63H209V62H208ZM210 63H211V62H210ZM210 63H209V64H210ZM249 63H250V65H249ZM155 64H156V63H155ZM188 64H189V65H188ZM215 64H216V63H215ZM230 64H231V65H230ZM233 64H234V67L236 66L235 68L232 67ZM244 64H245V65H244ZM246 64H248V66H247ZM261 64H262V65H261ZM125 65H126V66H125ZM150 65H151V64H150ZM157 65H158V64H156L155 68L153 67V68H154L153 70L156 69ZM159 65H161V64H159ZM159 65H158V66H159ZM193 65H191V66H193ZM200 65H201V64H200ZM203 65H204V64H203ZM205 65H206V64H205ZM227 65H228V67H231V68H232V69L230 68V69L232 70V72L229 71V69H225V68L227 67ZM133 66H134V67H133ZM136 66L139 68L138 70H137V67H136ZM152 66H153V65H151V67H150L151 69H152ZM161 66H162V65H161ZM161 66H160V67H161ZM225 66H226V67H225ZM242 66H243V67L246 66V67L243 68ZM132 67H133V70H132ZM141 67H142V69H141ZM148 67H149V64H148ZM165 67H167V66H165V64H164V68L161 67L160 70H161L162 73H163L164 69H166ZM204 67H205V66H204ZM204 67H203V68H204ZM157 68L159 69V67H157ZM167 68H168V67H167ZM215 68H216V69H215ZM263 68H264V67H263ZM135 69H136L137 71H139V72H137ZM148 69H149V68H148ZM151 69H149V70L151 71ZM158 69H156V71H154V72L157 73V72H158ZM162 69H163V70H162ZM247 69H246L245 71H247ZM250 69H249L248 71H252V69H251V70H250ZM128 70H129V71H128ZM149 70H148V71L146 70L147 73H146L145 71H144L145 73L142 72V73L144 74V75H143L144 77H143V76H138V75H137L138 78H139V77H140V78H139L138 80H135V81H138V82H139V81H140V82L143 81V82H145V81L148 79V81H146V82H149V80L152 78L151 75L154 73V72H153V73L150 72ZM186 70H183V72L186 71ZM194 70L196 71V68H195ZM197 70H198V69H197ZM218 70H219V71H218ZM223 70H224V71L227 70V72H231V73H226V74H224L225 72L223 73V72H222ZM258 70L263 71L262 73H260V75H262V76L264 77V74H263V73H264V70H263V69L261 70V68L258 69ZM132 71H133L134 74L131 73ZM134 71H135L136 73H135ZM168 71H169V69H168ZM205 71H202V72H204V74H205ZM149 72H150V74H149ZM159 72H160V71H159ZM161 72H160L159 74H162ZM211 72H208L207 75H209ZM214 72H216V71H214ZM214 72H213V73H214ZM217 72H216V74H217ZM252 72H254V70H253ZM151 73H152V74H151ZM156 73H154V74L156 75L155 77H158V78L160 79L161 77H159V74H158V73L156 74ZM168 73H170V72H168ZM186 73H187V72H186ZM194 73H195V72H194ZM213 73H212V74H213ZM257 73H258V72H257ZM257 73H256V74H255V72H254L253 74L250 73V75L252 74L251 76L254 77L253 75H254V74L257 75ZM146 74H149L150 76H149V75H146ZM223 74H224V75H223ZM228 74H229V75H228ZM248 74H249V73H248ZM145 75H146V78H145ZM163 75H167V72H166V73L164 72ZM184 75H185V74H184ZM187 75H189V74H187ZM195 75H196V74H195ZM210 75H211V74H210ZM213 75H214V74H213ZM122 76H123V75H121L120 77L122 78ZM160 76H161V75H160ZM189 76H190V75H189ZM220 76H221V75H220ZM262 76H261V77H262ZM148 77H149L150 79H149ZM153 77H154V76H153ZM155 77L153 78L154 80L152 79V81H155ZM195 77H196V78H195ZM195 77H194L195 79L198 78L197 76H195ZM202 77H203V73H202ZM223 77H222V78H223ZM252 77H251V78H252ZM258 77H259V76H258ZM258 77L256 78V76H255L254 78H252V82H253V79H255L254 82L256 81V79H258V80L256 81V83H255V84H257V83L262 79L261 77H259V78H258ZM136 78H137V77H136ZM143 78H145L146 80H144ZM158 78H157V79H158ZM183 78H184V80H186L185 77H183ZM207 78H208V77H207ZM217 78H218V77H217ZM217 78L214 77L215 80H216ZM260 78H261V79H260ZM126 79H127V81H126ZM195 79H194V82H195V84H196V81H197V80H195ZM211 79H212V77H211ZM259 79H260V80H259ZM188 80H189V79H188ZM190 80H192V78H191ZM198 80H200V79H198ZM202 80H203V79H202ZM202 80H201V81H202ZM207 80L210 81L209 83H211V81H213V84H214V83H216L219 79L216 80L215 82H214V80H210V78H208ZM207 80L204 78V83H205V81H207ZM152 81L150 80V82H152ZM156 81H157V80H156ZM192 81H193V80H192ZM192 81H191V82H192ZM130 82H131V81H130ZM263 82H264V81H263ZM263 82H262V84H264ZM188 83L191 84L190 82H188ZM195 84L192 83V85H190V86H192V89H194L193 86H194ZM213 84H212V85H213ZM255 84H254V85H255ZM258 85H260V83H258ZM255 86H256V85H255ZM210 87H211V86H210ZM260 87H261V90L258 89V91H259V92L264 91V89L262 90V88H264V87H262V86H260ZM208 88H209V87H208ZM257 88H259V87H257ZM210 89H211V88H210ZM206 100L208 101V100H210V98H209V99L207 98ZM217 100H219V102H218ZM217 100L214 101V100L212 99V101H211V100H210V101H211V103H213V102H217V103L219 104V103H220V99L217 98ZM210 101H208V102H210ZM208 102L205 103V104H207L208 106L210 105V106L212 107V104H210V103H208ZM217 103H216V104L213 103V106L215 107V106L217 105ZM193 104L195 105V107H198V106H199V105H198L197 103H195V102L192 103V105H193ZM256 104H257V105H259V104L262 105L263 103H261V102L259 103V102H258V103H256ZM194 105H193L192 107H194ZM207 105H205V106H207ZM220 105H221V104H220ZM229 105H230V104H229ZM229 105L227 104L228 107H229ZM210 106H209V107H210ZM218 106H219V105H218ZM230 106H231V105H230ZM209 107H206V109L209 108ZM211 107H210V110L207 109V112L211 111V115H210V116H211V117L213 116V117H212V120H211V119H208V118H211V117H210V116L207 117L206 114H208V113L205 112V110H204V111H203V110L201 111V110H199V107H198V108H192V111H193V110H194V111L197 110V111H196L197 113H200V112H198V111H201V113H202V112H205L206 114H205V113H204V114L206 115L207 118L204 116V114L202 115L203 117L201 116V114H200V115H198V114H195V115L190 114L191 117H190V116L188 117V122H189L190 124L187 122V124H186V128H187V129L185 128V130H184V134L186 133L185 136H188L190 133L193 132V134H192V135H189V136H190V139H191L192 144H194V145H202V146H204V145L209 146V145H210V146H211L212 144H214V145H212V146H220V145H228V144H232V143L234 142V140H235V139H233V137H232V135H233L232 130H233V129H232V128H228L229 131H230V134H227V133H228V131H227L228 129L225 128V130L227 131V133H226V131H225V133H224V132L222 133V131H224V130H223V129H224V126H221V127H220V125H222V124H220V123H221L223 120H226V119H227V118L225 119L224 116L229 117L228 120H230V116H229V115H232V114H230L231 107L228 108V109L225 108V109H226V112H225V111H222L221 113H218V111H217V114H218V116H219L220 118H223V117H224L223 120H222L221 122H220L221 119H220L217 115L214 116V114H212V113H214V112H212V111H213L212 108H214V107H212V108H211ZM216 107H217V106H216ZM224 107H225V106H224ZM257 107H258V110H260L261 107H260V108H259V106H257ZM257 107H256V108H257ZM217 108H218V107H217ZM263 108H264V107H262V109H263ZM214 110H215V108H214ZM228 110H229V112H227ZM75 111H76V112L74 113V118L79 122V124H80V125H81V126H82V127L88 132V133H90V134H92V135H94V136H97L98 134H99V135L106 134V135H108V137H107L108 140H110V141H112V142H114V143L119 142V140L121 139V136H120L119 134L115 133V132H112V131L109 129V127H106V126L104 127V126H102L99 122H96V123L93 124V123H91L90 121H88V118L86 117L87 114H86L85 112H83V111H81V110H75ZM215 111H216V110H215ZM196 112H191V113L194 114V113H196ZM223 112H224V115H223ZM209 113H210V112H209ZM257 113H258V114H257ZM259 113H260V115H261V113H263V115H261V116L263 117V116H264V109H263V112H262V111L257 112V109H256V111H255V113H254V115H253L254 117H251V118L249 119V120H250V121H249V122H250V123H249L250 126H249V124L247 125V126H249V127H252V125H253L252 122H254L253 127H254V126L259 127L260 125H261V126L263 125L262 127L260 126L261 128H258L259 131H258L257 127H256V128L254 127V129H255L256 131H253V127H252L251 129L248 127L249 130H251V132H252V134H251L252 136L250 135L247 139H248L249 142L251 141L250 144H252L254 147H257L258 145H262V144H264V141L262 142V140L259 139V138H261L260 135H261L262 131H264V130H262V129L264 128V124H263L264 122H263V120H262L261 123H260V121L257 120L258 118L261 120V119H263L264 117H263V118H262L261 116L258 117ZM215 114H216V113H215ZM219 114H220V115H219ZM225 114H227V115H225ZM208 115H209V114H208ZM195 116H196V117H195ZM200 116L203 118V120L200 118ZM217 117H218V119H217ZM255 117H256V118H255ZM260 117H261V118H260ZM189 118H190V119H189ZM195 118H196V119H195ZM213 118H214V119H213ZM232 118H233V121H231V120H230V121L233 123V122H234V117L231 116V119H232ZM194 119H195L196 121H198V122H196ZM207 119H208V120H207ZM216 119H217V121L219 120V122H220L219 124H220V125L216 122L215 124H214V123H211V124H210V126L212 125L211 127L208 126V124H209L211 121H212V122H215ZM252 119H253V121H252ZM254 119H256V120H254ZM201 120H202V121H201ZM204 120H206V121H204ZM209 120H210V121H209ZM193 121H194V122H193ZM192 122H193V123H192ZM195 122H196V123H195ZM205 122H206V123H205ZM257 122H258L259 124H258ZM199 123H200V124H199ZM202 123H203V124H202ZM207 123H208V124H207ZM228 123H229V122L227 121L226 124H228ZM256 123H257V124H256ZM201 124H202V125H201ZM205 124L208 126V127H206L207 130L204 128V127L206 126ZM187 125L189 126V128H188ZM190 125H191V126H190ZM192 125H193V126H192ZM195 125H196V126H195ZM198 125H199V126H198ZM217 125H218V126H217ZM230 125H231V124H230ZM214 126H215L217 129H215ZM227 126H229V124H228ZM232 126L234 127V124H232ZM198 127H199V128H198ZM225 127H226V126H225ZM229 127H231V126H229ZM202 128H203L204 130H203ZM208 128H210V129H208ZM211 128H213V129H211ZM220 128H221V130H220ZM231 129H232V130H231ZM260 129H261V130H260ZM190 130H191V131H190ZM195 130H196V131H195ZM216 130H217V131H216ZM198 131H199V132H198ZM202 131H203V132H202ZM205 131H206V132H205ZM220 131H221V132H220ZM194 132H197L198 134H197V133H194ZM218 132H219V134H220V135H219V134H218V135L221 136V137L225 135L224 138L222 137L223 140L225 139V141H223V140L221 139V137H218V135H217ZM256 132H257V133H256ZM258 132H259V133L261 132L260 135H259ZM202 133H203V134H202ZM221 133H222V134H221ZM231 133H232V135H231ZM95 134H96V135H95ZM200 134H201L202 136H201ZM205 134H206V135H205ZM210 134H211V135H210ZM256 134H258L259 136L256 135ZM167 135H168V130H167V129L162 128V129L158 130L156 133H154V136H153V138H154V140H155V143H156L157 145H160V144L164 143V142L166 141ZM193 135H194V136H193ZM226 135H227V136H226ZM230 135H231V137H232L233 140L229 137ZM196 136H197L198 139H195ZM198 136H199L200 138H199ZM204 136H205V138H204ZM208 136H209V137H208ZM255 136H256V137H255ZM131 137H132V136H131ZM201 137H202V138H201ZM206 137H207V138H206ZM211 137H212V138H211ZM216 137H217L219 140H218ZM227 137H228V138H227ZM192 138H193L195 141H194ZM132 139H133V138H132ZM190 139H189V140H190ZM210 139H211V140H210ZM212 139L214 140V143H213ZM215 139H216L217 142L215 141ZM201 140H202V141H201ZM220 140H221V141H220ZM253 140H254V141H253ZM199 141H200V142H204V143H200ZM206 141H207V142H206ZM259 141H260L262 144H261ZM133 142H134V141H133ZM189 142H190V141H189ZM205 142H206V144H205ZM208 142H211V143H209V145H208ZM219 142H220L221 144H220ZM228 142H229V143H228ZM199 143H200V144H199ZM215 143H216V144H215ZM224 143H225V144H224ZM227 143H228V144H227ZM135 145H136V144H135ZM138 145H139V144H138ZM144 147L149 148L150 145L145 144V143H141L139 146H136V147L130 149V151H132V152H134V151H141ZM164 154H165V155H164ZM166 157L168 158V156L166 155V153L163 152V154L161 155V159H162V160H166V159H165ZM158 166H159V168L162 167V166H163V163L159 161V162H158ZM231 190H233V191L235 192L236 198L239 199L240 202H242L245 206H249L250 208H255V207L258 205V203H259V202H258V199H257V198H258V192H257V190H256L251 184L245 183V184H242V185H240V186H238V187H236V188H232ZM231 190H230V192L232 193L233 191H231ZM182 191H183V190H182ZM230 192H229L228 194H231ZM234 192H233L232 194H234ZM232 194H231V195H232ZM228 197H230V196H228ZM230 199H231V200H230ZM228 200L231 202V201L233 200L232 196H231ZM27 201H29V200H27ZM27 201H26V202H27ZM30 201H31V202H34V201H32V200H30ZM30 201H29V202H30ZM52 201H54V199H52ZM52 201L50 200V202H52ZM57 201H59V205H64V204H66V202H65L64 200H62V199L57 200ZM57 201H56V203H58ZM31 202H30V203H31ZM54 202H55V201H54ZM60 202H61V203H60ZM77 202H78V203H77ZM230 202H229V203H230ZM27 203H28V202H27ZM231 203L233 204V201H232ZM231 203H230V204H231ZM0 204H1V205H0V217L2 218V219L0 218V221H1V222H3V221L5 222V219H4V216H3L4 214L1 212V210H6L7 207H6L5 205H3L4 203H2V199H1V197H0ZM21 204H22V203H21ZM72 204L75 205V206H78V207H82L83 205H85V203H82V204H81V203L79 202V199H76L75 202H73ZM79 204H81V205H79ZM230 204H228V205H230ZM19 205H20V204H19ZM19 205H17V206L20 207ZM22 205H23V204H22ZM26 205H27V204H25L24 206H26ZM28 205H30V206H29L30 208L34 207V204H32L33 206H31V204H28ZM57 205H58V204H57ZM1 206H3L4 208L1 207ZM24 206H23V207H24ZM230 206H231V205H230ZM18 207L16 208V207L14 206V208H16V210H20V209L22 210V208H23L22 206L20 207V209H19ZM29 207H28V208H29ZM14 208H13V209H14ZM28 208L25 207V208H23V210H24V209L26 210V209H28ZM8 209H9V208H8ZM11 209H12V208H11ZM227 210H229V208H228ZM6 212L9 213L10 211H9V210H6ZM5 215H6V213H5ZM2 216H3V217H2ZM3 219H4V220H3ZM7 228H8V229H7ZM7 230L10 231L11 233L8 232ZM27 231L30 232V233H32V234L34 235V236H33V239H31V240H32L31 242H34V246L38 249V252H40V253H41V252L44 253V251H47V250H49V249H51V248H55V249H56V252L54 253V260H65V255H66V251H67V250H66V249H67L66 247H67V246L63 244V243H64V242H63V241H64V237H65L63 234H57V233H54V234H51V235H47V236L41 237V236H42V234H40L41 232H39L38 230H36V229H34V228H27ZM16 232H17V233H16ZM38 232H39V233H38ZM5 233H6V234H5ZM14 233H15V234H14ZM25 233H27V232L25 231ZM1 234H2V236H1ZM0 237H1V238L5 237V238H3L2 241H4V240H11V241L13 242V241H18V240L22 237V235H21V232H20V231H15L13 227H11L10 225H6V224H5V226H0ZM45 237H46L47 240L44 239ZM53 237H54V239H56V241L53 239ZM44 240H45V242H44ZM49 246H50V247H49ZM42 253H41V254H42ZM28 254H29V253H25L24 255H20V256H19V255H18V256H17V255H14L10 250H8V249L6 248L5 244H3L2 242H0V259H1L0 262H6V261H8L9 259H10V260H27V259H28L29 261H31V260H32L31 255L29 256ZM8 255H9V257H8ZM42 255H44V254H42ZM18 258H19V259H18Z\"/></svg>", "mask_w": 264, "mask_h": 264}, {"label": "snow or ice", "instance_id": "obj_3", "mask_svg": "<svg viewBox=\"0 0 264 264\" xmlns=\"http://www.w3.org/2000/svg\"><path fill=\"white\" fill-rule=\"evenodd\" d=\"M69 5L65 3H53L48 6V10L51 14L52 28L58 30L62 38L64 39L65 50L69 56H74L77 51H79L80 56L77 57V62L82 64L84 68L88 71L100 76L102 79L111 81V77L104 75V69L97 70V67L90 63V56L85 52L87 48V28L94 24L95 17L92 18H84L77 16L76 18H65L64 13L68 11ZM235 5L225 2L221 5H217L215 11L217 13H221L224 15L225 20H231L233 11L235 9ZM77 45H79V49H77ZM62 99L68 104L71 105L79 101V95L74 90H66L63 94ZM55 107V105H53ZM264 107V104H262ZM58 132H61L60 128H57ZM233 135L235 137V141L240 145V150H237L231 157H229L228 152L222 153V158L228 157L231 159L232 164L236 165L235 172H230L229 176L231 179L235 180L237 184H242L249 181H256L260 186V192L262 200H264V166H262L261 174L257 177L254 176L247 166V164L242 159L245 155L247 148V136L246 134L240 131H234ZM261 139L264 141V131L261 133ZM262 149H264V144H262ZM20 151L19 147L12 146L5 150V155L0 157V169L6 172H21L23 173L24 169H27V172L31 174V177H34L39 184L48 187V184L45 181L48 179L47 176L40 174V169L36 167V165L31 164V161L26 162L25 158L16 159L14 153ZM60 160L63 161L61 167L68 166L72 169L77 170V172L82 173L81 164L77 162V160L73 159L71 156L65 158L64 155L60 156ZM31 165V166H29ZM88 180L89 184L93 187H96V181L94 177H85ZM55 187V185H53ZM96 191L103 196L105 194L104 191L101 190L100 187H96ZM57 195L59 193H56ZM227 207L230 205L219 209L218 211L225 213V220L227 223L236 224L237 221L228 220ZM238 219V218H237ZM261 220L264 221V203L261 205ZM153 227H166V225H161L158 221L152 222ZM261 232L264 233V223L260 225ZM141 236H145L148 233V228H140L136 229ZM238 231L243 233V236H239L236 234V231H233L231 227L228 231L224 233L225 237L232 243H235L239 240H242L243 237H248V241L255 240L256 244L260 245L261 248H264V235H261L257 238L256 233L252 228H248L245 230L243 226L238 228ZM147 239L157 240L158 238L153 234H148ZM162 240L163 238H159ZM245 241V244L248 243ZM31 248L32 254L34 257H37L38 249L34 246V242L25 241ZM206 249L210 253H216L219 251V246L213 247L211 244L206 246ZM230 249L226 250L223 255L224 259H221L220 255H216L215 260L209 262V264H241L239 259H232L229 256ZM0 264H80L78 260H49L45 261L41 258H33L31 261L29 260H8L6 262H0Z\"/></svg>", "mask_w": 264, "mask_h": 264}]
</instances>
